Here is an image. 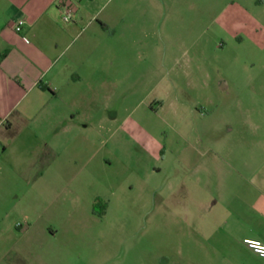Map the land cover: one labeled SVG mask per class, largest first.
<instances>
[{
	"label": "rangeland",
	"instance_id": "obj_1",
	"mask_svg": "<svg viewBox=\"0 0 264 264\" xmlns=\"http://www.w3.org/2000/svg\"><path fill=\"white\" fill-rule=\"evenodd\" d=\"M101 3L121 32L91 111L102 125L26 188L11 264H181L194 221L222 217L210 161L264 132V0Z\"/></svg>",
	"mask_w": 264,
	"mask_h": 264
},
{
	"label": "crops",
	"instance_id": "obj_2",
	"mask_svg": "<svg viewBox=\"0 0 264 264\" xmlns=\"http://www.w3.org/2000/svg\"><path fill=\"white\" fill-rule=\"evenodd\" d=\"M102 6L101 0H0V264H11V214L24 209L26 188L59 177L60 152L76 137L86 141L84 129L102 125L91 121V111L121 39L111 26L120 13H101ZM19 18L24 23L15 32ZM231 145L210 161L214 189H227L216 209L222 217L194 221V235L183 237L193 250L180 256L181 264H264L241 242L264 243V132L252 146ZM14 225L27 231L26 224Z\"/></svg>",
	"mask_w": 264,
	"mask_h": 264
},
{
	"label": "built area",
	"instance_id": "obj_3",
	"mask_svg": "<svg viewBox=\"0 0 264 264\" xmlns=\"http://www.w3.org/2000/svg\"><path fill=\"white\" fill-rule=\"evenodd\" d=\"M70 15L69 14H63L62 19L64 21L69 20ZM24 23L23 18H19L16 20L14 24V31L18 32L21 29L22 24ZM24 40L27 41L26 37H23ZM241 242L243 245H245L248 249L256 253L258 256L264 258V243L260 241L259 239L256 238H251V237H244Z\"/></svg>",
	"mask_w": 264,
	"mask_h": 264
}]
</instances>
